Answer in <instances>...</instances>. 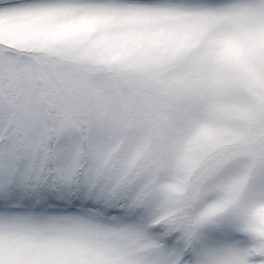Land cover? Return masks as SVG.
I'll use <instances>...</instances> for the list:
<instances>
[{
	"label": "snow or ice",
	"instance_id": "6c2138e0",
	"mask_svg": "<svg viewBox=\"0 0 264 264\" xmlns=\"http://www.w3.org/2000/svg\"><path fill=\"white\" fill-rule=\"evenodd\" d=\"M0 264H264V0H0Z\"/></svg>",
	"mask_w": 264,
	"mask_h": 264
}]
</instances>
